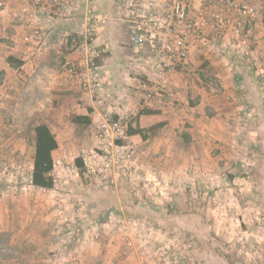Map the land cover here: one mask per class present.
Here are the masks:
<instances>
[{"label":"crops","instance_id":"obj_1","mask_svg":"<svg viewBox=\"0 0 264 264\" xmlns=\"http://www.w3.org/2000/svg\"><path fill=\"white\" fill-rule=\"evenodd\" d=\"M0 1V94L4 97V87L16 82L19 74L13 67L19 65L20 116L30 114L33 128L38 124L49 128L57 143L51 152L52 161L60 160L64 165L55 170L53 178L75 165L76 135L83 145L93 143V127L102 115H120L127 122V130H140L128 134V141L137 147L133 162L136 172L129 174L136 185L140 179L190 177L193 170L201 174L209 170V174L216 170L217 153L234 159L244 154L251 160L260 157L258 149L254 152L248 144L256 142L264 150V0L257 1L251 34L241 38L244 44L256 43L252 48L258 56L240 61L230 49L222 56L217 47L226 38L210 37L206 43L191 46L186 67L168 77L171 93L154 92L151 103L143 110L136 108L143 88L142 76L131 59L133 31L121 15L119 0H93L90 8L94 30L90 35L84 10L57 20L54 33L38 55L21 42L23 28L9 17L10 11L24 6L26 0ZM86 51L98 65L97 83L102 88L99 95L91 96L59 83L63 63L79 59ZM8 57L19 63L8 62ZM125 106L133 111L121 114ZM236 114L241 116L239 121L232 117L234 123L229 122L228 118ZM78 115L89 123H73ZM30 149L33 157L34 143ZM41 189L46 191L41 192V210L37 209L40 214L36 220L29 215V206L19 215L9 210L13 204L7 199L0 205V264H6L8 257L11 264H20V260L21 264H57L60 260H65L64 264H115L122 259L123 264H139L136 251L129 250L120 237L105 236L97 242L87 239L67 253L50 254L59 249L63 240L47 237V226L57 222L51 219L56 209L45 196L51 194L52 188ZM97 208L91 205L86 210ZM6 250L12 251L9 256L3 255ZM133 258L134 262H130Z\"/></svg>","mask_w":264,"mask_h":264},{"label":"rangeland","instance_id":"obj_2","mask_svg":"<svg viewBox=\"0 0 264 264\" xmlns=\"http://www.w3.org/2000/svg\"><path fill=\"white\" fill-rule=\"evenodd\" d=\"M256 56L257 50L244 60ZM18 66L13 67L19 74L14 75L16 82L4 87V97L0 94V205L7 199L13 204L9 210L19 215L29 206L28 213L36 220L41 192L46 190L31 183L33 121L30 114L20 116ZM232 117L238 122L241 116L228 118L234 123ZM76 136L75 158L81 147H90L79 143ZM248 145L254 152L258 149L260 157L256 160L245 154L234 159L217 153L216 170L209 174V170L202 174L193 170L191 175L187 173L190 177L140 179L137 185L132 176H121L115 185H109L86 176L83 168H78L76 176L71 173L76 165L66 164L70 166L66 173L54 178L53 184L59 188L45 195L53 201L56 210L51 219L57 221L47 226V237L63 240L59 249L49 253H67L87 239L97 242L111 236L120 237L129 250L136 251L139 264H264V150L256 142ZM91 205L98 206L96 211L86 210ZM11 252L6 250L3 255ZM61 257L66 258L64 254ZM6 259V264H11L10 257Z\"/></svg>","mask_w":264,"mask_h":264},{"label":"built area","instance_id":"obj_3","mask_svg":"<svg viewBox=\"0 0 264 264\" xmlns=\"http://www.w3.org/2000/svg\"><path fill=\"white\" fill-rule=\"evenodd\" d=\"M258 0H119L121 15L133 31L132 64L142 76L143 96L137 110L145 109L154 92L170 94L168 77L186 67L191 46L206 43L210 37L226 38L217 47L225 56L233 51L240 61L252 56L253 44L241 38L251 34L258 13ZM93 0H26L24 6L14 8L9 17L23 28L20 40L41 54L54 33L59 19L79 11L86 12L87 34L93 30L90 8ZM1 5V1H0ZM98 65L92 54L83 53L75 61L63 63L60 85L77 88L89 95H99ZM133 111L123 107L121 114ZM137 147L128 141L127 122L119 115H102L93 127V143L81 147L77 159L82 162L86 176L115 185L121 176L136 172L133 165ZM60 160L53 161L52 173ZM71 173L78 176V168ZM54 181V178H53ZM53 184L52 190H57Z\"/></svg>","mask_w":264,"mask_h":264},{"label":"trees","instance_id":"obj_4","mask_svg":"<svg viewBox=\"0 0 264 264\" xmlns=\"http://www.w3.org/2000/svg\"><path fill=\"white\" fill-rule=\"evenodd\" d=\"M12 64L19 63L12 57L7 58ZM75 124H88L86 117L75 116L72 119ZM34 137V154L32 157L31 183L39 188H52L53 186V161L51 152L57 147L56 140L49 128L45 124H38L33 128ZM140 133L139 129H128V134ZM77 168L82 170V162L80 159L75 160Z\"/></svg>","mask_w":264,"mask_h":264}]
</instances>
